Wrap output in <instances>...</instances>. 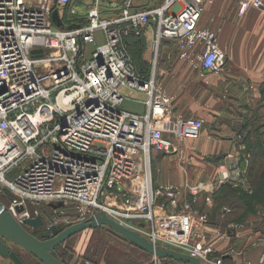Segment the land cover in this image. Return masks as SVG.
Segmentation results:
<instances>
[{
	"label": "built area",
	"instance_id": "obj_1",
	"mask_svg": "<svg viewBox=\"0 0 264 264\" xmlns=\"http://www.w3.org/2000/svg\"><path fill=\"white\" fill-rule=\"evenodd\" d=\"M75 1L0 0V183L15 196L9 211L21 222L31 218L25 204L44 203L64 216L65 227L103 214L155 245L202 264H225L216 254L214 237L227 239L243 226L230 224L214 236L196 234L208 219L195 216L192 204L200 194L210 204L222 185L247 191V172L223 170L208 182L187 184L190 200L183 202L179 187L154 184L151 150L170 152L165 133L180 141L197 139L204 122L173 117L171 97L154 73L146 78L136 71L123 43L130 30L153 24L156 46L171 40L181 59L220 75L226 53L214 32L199 27L217 0H163L145 11H133L127 0L120 17L110 20L101 19L95 3L86 24L57 27L52 14L61 22L65 14L75 16ZM234 1L238 16L260 11L264 23L263 0ZM98 30L101 45L96 44ZM87 45H95L89 57ZM122 88L146 96L145 114L121 109ZM16 207H23V215H16ZM155 207L180 209L179 225L158 229Z\"/></svg>",
	"mask_w": 264,
	"mask_h": 264
},
{
	"label": "crops",
	"instance_id": "obj_2",
	"mask_svg": "<svg viewBox=\"0 0 264 264\" xmlns=\"http://www.w3.org/2000/svg\"><path fill=\"white\" fill-rule=\"evenodd\" d=\"M126 1L77 0L72 3L77 18L72 19L73 25L70 27L86 24L88 9L95 3L101 19L120 17ZM131 1L133 11L149 10L163 3V0ZM64 16L69 17L67 14ZM199 27L214 32L226 53L225 71L220 75L201 70L189 59H181L176 44L171 40H161L156 46L153 24L140 27L138 32L130 30L129 35L123 38L129 57L135 62L136 71L140 74L147 72L145 77L154 73L156 83L171 97L172 116L204 122L197 139L180 141L165 133L164 138L172 145L170 152L151 150L150 153L154 184L179 187L183 193L181 202L190 200L186 192L187 184L208 182L218 171L226 170L233 174L246 170L252 152L249 144L264 131V23L260 11L250 10L239 17L234 0H217L214 6L207 7ZM98 31L95 33L96 44L101 45L102 32L97 34ZM132 33L139 35L138 40ZM94 47L92 45L91 49ZM189 55L194 57L191 53ZM121 93L122 110L134 115L145 114L146 96L143 93L128 88H122ZM205 196L200 194L192 206L210 205L205 203ZM205 212L202 213L208 214ZM154 215L157 228L164 231L166 227L179 225L182 211L155 207ZM228 222L231 221L226 220L223 225L209 221L212 225H199L195 231L214 236L217 229H224L231 224L228 225ZM89 230L92 233L95 230L108 233L115 241L128 245L135 252L133 246L106 228ZM230 233L227 239L214 237L212 244L217 256L227 258L225 264H256L263 250V245L256 246L260 244L261 233L251 230L249 234L243 228ZM70 240L62 243L56 251L64 264L68 263L66 256H63L65 253L61 251L69 250ZM230 248L235 252L230 254ZM87 253L94 255L90 248H86V252L81 253V256L84 254L83 259H89L85 264H96L93 261L97 256L91 257ZM20 255L26 264H40L25 251ZM0 259L6 260L1 256ZM147 261L148 264H159L164 260L149 256Z\"/></svg>",
	"mask_w": 264,
	"mask_h": 264
},
{
	"label": "rangeland",
	"instance_id": "obj_3",
	"mask_svg": "<svg viewBox=\"0 0 264 264\" xmlns=\"http://www.w3.org/2000/svg\"><path fill=\"white\" fill-rule=\"evenodd\" d=\"M61 17H62L63 22H61L62 23L61 26H57V27H63V28H68L71 25H73V23H71L72 19L77 18L76 16H69V17L61 16ZM58 18H60V16H58ZM99 33L101 32L98 31L97 34ZM91 47L92 45H87L86 53H89L92 50ZM256 141H257V138L254 137V143H256ZM251 159H252V156H251ZM21 169H22L21 166L16 168L7 176V178L11 179L16 173L20 172ZM247 179H248V175H247ZM248 190L251 191L250 187H248ZM248 193L250 192L248 191ZM14 197L15 196L11 192V190L5 184L0 183V202L8 208L11 205V202ZM204 201H205V198H204ZM219 202H220L219 197L217 199L213 198L211 200L210 205L208 206L200 205L194 208L193 207L194 204H192L193 205L192 209L195 213V216H198V214L206 211L208 214H205V215H206V218L208 219L209 225L211 224L209 223V221L211 222L217 221V223L219 224L223 223V225H225L224 223L226 221L225 219L226 217L224 216L226 212L227 214H229V218L231 217V220H229L231 221L230 222L231 224L242 225L243 226L242 228L245 229L246 232L249 231V234L251 230L260 232L261 233V236L259 239L260 244H256V246L263 245V250L262 252H260V258L257 260L256 264H264V207L262 206L264 205V200L263 199L257 200L258 203L254 205V208H253L254 212L247 214L246 220L243 222V224L236 223L238 221L234 220L236 218L237 209L233 210L234 209L233 206H225V205L219 207L218 205ZM216 208L217 210L219 209L220 211L219 217H217V214L215 215L213 211ZM25 209L28 211L31 217L36 216V215L40 216L45 223V225L42 228H40L37 231H34L33 233L38 239L44 240L50 237L49 227L52 226L54 224V221H56L57 219L59 221L61 220L56 225L58 229H64L66 225L64 216L59 214L57 211L53 210L50 206L44 203H40L39 205L27 203L25 204ZM217 210H215L216 213H217ZM73 211L74 210L72 208H69L68 215H72ZM230 223L228 222V225ZM224 229L221 228L220 230H224ZM197 233L198 232H196V234ZM114 239L115 238L112 235L105 233L103 231L95 230L93 233L91 232V230L83 231L71 237V240L68 243L70 246L69 250H63L61 252L65 253L63 254V256L64 255L66 256V261L68 264H85L86 260L89 261V259H83L84 254L83 256H81L82 252L84 253L86 252V248L88 249L90 248V251L94 254V255H91L87 253L89 256L91 257L97 256L95 260L91 258L94 260L93 262H96V264H105V263L107 264H128L130 262L131 264H148V261H147L149 258L148 256L138 253V251L136 250L133 253L132 249L128 245L123 244V243H118V241H115ZM15 250L18 251L19 256H21L20 253L24 252L22 249H15ZM145 260L147 262H145ZM164 263L165 264H175V263H170V262L168 263L167 261H162L159 264H164ZM0 264H10V262L7 259L6 260L0 259ZM153 264L155 263L153 262Z\"/></svg>",
	"mask_w": 264,
	"mask_h": 264
},
{
	"label": "water",
	"instance_id": "obj_4",
	"mask_svg": "<svg viewBox=\"0 0 264 264\" xmlns=\"http://www.w3.org/2000/svg\"><path fill=\"white\" fill-rule=\"evenodd\" d=\"M52 18L58 26L62 24L56 12L52 14ZM15 211L20 213L23 211V207H16ZM44 225L45 223L40 216L25 218L19 222L9 209L0 202V256L9 260L11 264H26L19 256L18 251L15 250L22 249L40 264H63L56 256L55 248L57 246L82 231L103 227L155 258L171 259L187 264H202L197 258L188 254L155 245L136 231L124 227L103 214H94L86 221L70 225L64 229L50 226V237L41 240L33 233Z\"/></svg>",
	"mask_w": 264,
	"mask_h": 264
},
{
	"label": "trees",
	"instance_id": "obj_5",
	"mask_svg": "<svg viewBox=\"0 0 264 264\" xmlns=\"http://www.w3.org/2000/svg\"><path fill=\"white\" fill-rule=\"evenodd\" d=\"M132 34L135 35L134 33H132ZM137 36H139V35H137ZM137 36L135 37L136 40H138ZM133 62H134V60H133ZM134 64H135V62H134ZM140 75L145 77L148 75V73L143 72ZM255 138H257L256 143H254V139H253V141L249 144L250 148L252 149V152H251L252 159L250 156L247 169L242 170V171L247 172V175H248V179L246 177L247 187H250L251 191L250 190L245 191L241 187H232L230 185H222L218 189V191L215 192L211 196L212 198H216V199L219 197V201H220L218 203L219 207L225 205V206H233L234 207L233 210L237 209L236 218L234 220L238 221L236 223H239V224H243V222L246 220V216L248 213L254 212L253 208H254V205H256L258 203L257 202L258 199L264 200V131H262L260 136H256ZM248 191L250 193H248ZM262 206L264 207V205H262ZM215 210H217V208L214 209L213 211H214L215 215L217 214V217H219V212H220L219 209L217 210V213L215 212ZM224 217H226L225 219L227 221L231 219V218H229V214H227V213H225ZM213 219H215V218H213ZM59 246H57L55 248V251H57ZM132 248H134V250L138 251V253L144 254L148 257L151 256V255L143 252L142 250H140L134 246ZM163 260L167 261L168 263L170 262V263H175V264H187L184 262H179V261H175V260H171V259H163ZM226 261H227V258L224 257L223 262H226ZM128 264H131V262Z\"/></svg>",
	"mask_w": 264,
	"mask_h": 264
},
{
	"label": "bare ground",
	"instance_id": "obj_6",
	"mask_svg": "<svg viewBox=\"0 0 264 264\" xmlns=\"http://www.w3.org/2000/svg\"><path fill=\"white\" fill-rule=\"evenodd\" d=\"M16 215H17V216H21V215H23V213H18V212H17Z\"/></svg>",
	"mask_w": 264,
	"mask_h": 264
}]
</instances>
